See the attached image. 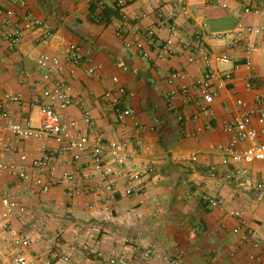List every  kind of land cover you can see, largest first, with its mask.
I'll return each mask as SVG.
<instances>
[{
	"label": "crops",
	"instance_id": "obj_1",
	"mask_svg": "<svg viewBox=\"0 0 264 264\" xmlns=\"http://www.w3.org/2000/svg\"><path fill=\"white\" fill-rule=\"evenodd\" d=\"M188 1L192 13L181 15L176 21L181 34L175 42L173 55L159 58L156 48L144 41L150 54L145 58L135 46L136 39L155 22L159 10L167 14L172 12V4L165 0H136L124 9L125 19L117 16L108 26L96 24L90 9L95 4L100 12L103 3L114 7L111 1L0 0V8L17 13L21 12L20 3L25 2L26 10L42 23L35 30L26 31L21 44L13 50L9 49L0 31V95L15 93L21 96V105H9L18 117L32 120L34 126L40 125L39 108L29 104L34 96L41 95L44 87L40 85L32 92L29 85L21 82L20 72L27 70L36 78L39 76L38 56L64 57L69 47L77 44L102 66V71L99 78L91 77L85 70L65 77L74 90L76 102L63 112L64 118L80 122L84 129L83 113L89 110L95 123L94 134L119 140L120 132L113 122V112L103 99L107 91L116 87L113 77H118L120 86L136 94L129 106L145 128L142 133L145 143L152 146L149 154L137 158L138 163L145 159L155 167V173L147 182L146 193L141 198L118 196L114 219L110 222L105 220L103 201L95 195L68 202L62 187L42 194L32 181H19L7 174L0 176V198L8 195L22 201L29 210L28 221L42 218L47 221L49 231L64 232L67 241L60 253L71 257L69 264H100L96 254L83 250L84 245L106 254L128 238L153 243L162 253L177 257L178 264H251L250 255L261 257V250L252 241L264 242V203L257 202L250 191L236 188L230 181V172L224 171L218 178H211L207 171L211 166L221 164L222 155L216 150L217 146L229 143V136L222 130V121L236 115L238 99H251V93L246 90L248 78L253 77L264 85V36L245 34L242 44L231 50L226 48L227 39L214 36L235 33L243 14L242 3L252 0ZM225 4L227 7L223 6ZM4 20L5 15L0 14V22ZM245 22L254 27L264 26V17L250 14L245 16ZM121 27L125 29V39L116 35ZM248 41L261 47L252 55V70L243 66L235 69V63L211 66L215 71H230L233 77L212 105L214 117L202 115L184 124L177 122L167 106L168 78L174 72L184 73L188 77L178 80L177 85L187 86L201 80L210 68L200 56L202 47L210 54H228L244 64L246 51L243 44ZM192 57L194 62H190ZM178 106L189 117L197 110L193 105H184L183 100ZM199 128L204 129V134L197 137L195 133ZM53 146L51 140H28L20 145V149L34 157ZM192 156L198 158L192 166L179 160ZM66 160L69 162L70 159ZM249 169L254 182L264 181V162H256ZM32 177L37 174L33 173ZM205 194L222 199L225 206L211 208L203 200ZM141 199L145 200L144 204ZM235 211L244 213L247 228L252 230L249 235L252 241H243L245 236L248 237L245 230L239 234L233 232L241 223L233 216ZM79 224L85 227H79L82 234L75 244L73 235ZM13 226L23 233L29 231L17 220H13ZM31 236L33 244L23 253L30 264H43L49 257L48 250L37 237ZM19 250L0 226V262L8 264Z\"/></svg>",
	"mask_w": 264,
	"mask_h": 264
},
{
	"label": "built area",
	"instance_id": "obj_2",
	"mask_svg": "<svg viewBox=\"0 0 264 264\" xmlns=\"http://www.w3.org/2000/svg\"><path fill=\"white\" fill-rule=\"evenodd\" d=\"M113 2L114 9L119 11V17L126 18L124 9L136 0H101ZM172 4L173 10L167 14L162 10L156 15L155 22L142 32L136 39V48L143 57L150 54L145 49L144 41L154 46L159 58H168L173 55L176 40L180 37L177 19L181 15L192 13L188 0H165ZM227 7V5H223ZM102 4V9L104 8ZM21 12L0 8V14L5 20L0 22V31L9 49H16L22 42L26 31L35 30L41 22L26 10V3H20ZM243 14L239 18L235 33H219L214 36L218 39H227V49L231 50L244 41L247 35L264 36V26L254 27L247 25L245 16L254 14L264 17V0H252L242 3ZM96 24H102L99 14L92 15ZM164 33V36L162 34ZM125 29L118 28L116 35L125 37ZM199 34L198 37H200ZM125 39V38H124ZM245 46V63L241 64L228 54L199 51L200 56L210 67L201 80L191 85H177L178 80L186 79L188 75L174 72L168 78L170 86L166 101L170 112L177 122L184 124L191 119H199L202 115L214 117L212 105L219 92L225 89L232 80V72L215 71L213 64L235 63V69L241 66L252 70V55L260 51V45L248 41ZM127 46H131L127 43ZM195 58H190L194 62ZM39 76L27 70L20 72L22 83L29 85L32 92H36L40 85H44L41 95L34 96L29 106L40 110L41 122L34 126L32 120H22L10 108V104L21 105L23 100L15 93L0 95V176L7 174L19 181H32L34 186L42 193L48 194L55 187L64 188V195L68 202L85 195H95L103 203V213L106 221H112L116 211V198L143 197L146 193L147 182L155 173L151 162L143 159L138 163V157H144L152 151V146L145 143L142 133L144 126L139 122L135 110L129 106L136 94L124 86L119 85V78L113 77L116 85L113 90L103 95L104 102L113 112V122L119 128L120 139H106L94 134V119L89 110L83 113V127L76 120H67L63 112L75 104L74 90L65 77H72L80 70L88 75L99 78L102 66L77 44H72L64 57L50 54H41L36 59ZM247 92L251 93L250 100L238 99L236 101L237 113L232 119L222 121V130L229 136V143L217 146L222 155L220 165L211 166L207 174L211 178H218L224 171L230 172V181L238 189L250 191L252 197L264 203V181L254 182L249 166L256 162H264V85L259 84L253 77L246 83ZM183 100L184 105H193L197 110L193 117L180 111L178 103ZM131 121V124L128 123ZM132 126V129L131 127ZM204 129H197L195 135L200 137ZM28 140H51L54 146L45 148L38 156H30L20 148ZM10 158H14L9 160ZM69 158V162L66 160ZM186 166L197 163V156L179 159ZM70 166L69 169L65 166ZM37 177L33 178L32 174ZM203 200L211 208H223L225 202L209 194L203 195ZM141 204L145 203L141 199ZM93 206V205H92ZM90 205V208H92ZM241 221L233 232L235 234L246 231L243 241H252L249 235L252 230L242 211L232 213ZM28 207L20 200L4 195L0 198V226L8 234L11 244L18 249L8 264H30L24 251L31 248L32 236L43 242L48 250L49 257L43 264H69L71 257L61 254L60 249L67 239L63 231L51 232L47 221L38 218L28 221ZM13 220L19 221L29 231L23 233L13 226ZM82 224L76 227L73 239L78 243L81 237ZM253 245L261 250V257L250 255L251 264H264V242L252 241ZM74 248V247H73ZM83 250L89 254H96L100 264H178L177 257H170L150 242H142L137 238H128L118 248L111 249L106 254L95 252L89 245ZM72 249V248H71ZM259 258V259H258ZM263 260V261H262ZM0 264H4L1 263Z\"/></svg>",
	"mask_w": 264,
	"mask_h": 264
},
{
	"label": "trees",
	"instance_id": "obj_3",
	"mask_svg": "<svg viewBox=\"0 0 264 264\" xmlns=\"http://www.w3.org/2000/svg\"><path fill=\"white\" fill-rule=\"evenodd\" d=\"M90 10L92 15L99 14L101 23L107 26L110 25L113 19L119 15L118 10L108 6H105L100 12H98V7L95 4H92Z\"/></svg>",
	"mask_w": 264,
	"mask_h": 264
}]
</instances>
